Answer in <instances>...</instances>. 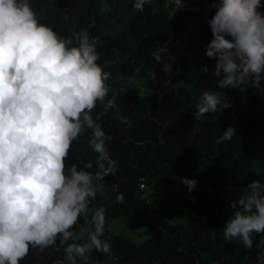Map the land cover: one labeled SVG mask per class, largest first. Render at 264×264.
<instances>
[{
    "label": "trees",
    "instance_id": "1",
    "mask_svg": "<svg viewBox=\"0 0 264 264\" xmlns=\"http://www.w3.org/2000/svg\"><path fill=\"white\" fill-rule=\"evenodd\" d=\"M30 3L40 22L61 35L87 28L100 41L98 63L110 73L109 98L116 106L105 110L98 103L93 116L111 136L107 148L116 173L96 182L89 215L105 209L104 238L112 251L105 255L93 250L87 264H116L114 258L124 264H254L263 250L264 233H253L249 249L238 238L225 240L223 229L234 215L230 204L242 189L253 180L264 182V93L226 88L230 108L193 116L203 91L216 90L215 61L205 55L212 36L208 20L215 10L206 15L175 12L165 0H152L143 11L133 7V0ZM162 44L169 53L157 62L153 53ZM168 64L188 73L183 84L166 82ZM136 72L143 94L123 87ZM217 91L223 98L222 90ZM228 126L235 129L231 141L217 145ZM91 135L87 129L73 142L67 165L83 168L91 161L90 171H97L96 153L88 144ZM181 177L195 179L196 188L189 192ZM117 194H123V203L116 202ZM132 211L159 213V221L141 241L108 228L111 219ZM82 226L83 218L76 229ZM57 259H64V247L44 252L33 248L20 264H54Z\"/></svg>",
    "mask_w": 264,
    "mask_h": 264
},
{
    "label": "clouds",
    "instance_id": "2",
    "mask_svg": "<svg viewBox=\"0 0 264 264\" xmlns=\"http://www.w3.org/2000/svg\"><path fill=\"white\" fill-rule=\"evenodd\" d=\"M151 3L133 0V7L143 11ZM174 3L177 10L183 6V0ZM211 7L205 55L215 61L216 90L203 91L196 119L232 106L226 88L264 93L261 0H211ZM99 44L87 28L61 35L41 23L30 0H0V264H20L33 248L64 247V259L54 264H87L93 250L112 251L104 238L105 209L89 215L96 182L116 173L107 148L111 136L93 116L98 103L105 110L116 106L109 98L110 73L98 63ZM156 49L157 62L169 53L167 44ZM148 75L155 79V72ZM87 129L95 172L91 161L83 168L66 164L73 142ZM234 134L228 126L215 143L229 142ZM179 179L189 192L196 188L195 179ZM123 201L117 194L116 202ZM230 207L234 215L226 221L224 238H238L251 249L253 233H264V182L246 185ZM81 218L85 226L77 230Z\"/></svg>",
    "mask_w": 264,
    "mask_h": 264
},
{
    "label": "rangeland",
    "instance_id": "3",
    "mask_svg": "<svg viewBox=\"0 0 264 264\" xmlns=\"http://www.w3.org/2000/svg\"><path fill=\"white\" fill-rule=\"evenodd\" d=\"M184 48V46H183ZM188 73L173 69L170 64L166 67V82L170 86H178L184 83L187 79ZM123 87L133 93L143 94L144 88L140 82L139 73L136 72L134 77L123 81ZM149 191V190H148ZM150 192V191H149ZM151 199H155L154 195H150ZM159 221V213L149 211L146 213L132 211L127 215L119 216L111 219L108 222V228L114 233H124L130 236L135 241L145 239L149 233L152 225ZM260 244L263 246L262 253L254 264H264V235L261 236ZM113 257V256H111ZM116 264H124L119 258H114Z\"/></svg>",
    "mask_w": 264,
    "mask_h": 264
},
{
    "label": "built area",
    "instance_id": "4",
    "mask_svg": "<svg viewBox=\"0 0 264 264\" xmlns=\"http://www.w3.org/2000/svg\"><path fill=\"white\" fill-rule=\"evenodd\" d=\"M165 2L172 11L177 10L174 0H165ZM214 10L215 9L211 7V0H183V6L177 11L206 15ZM141 186L143 187V184H141Z\"/></svg>",
    "mask_w": 264,
    "mask_h": 264
}]
</instances>
